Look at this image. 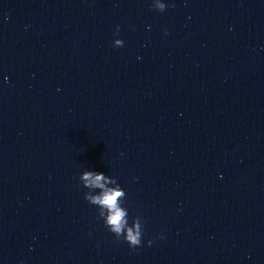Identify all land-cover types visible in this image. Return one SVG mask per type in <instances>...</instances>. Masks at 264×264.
Here are the masks:
<instances>
[{
    "label": "clouds",
    "instance_id": "1",
    "mask_svg": "<svg viewBox=\"0 0 264 264\" xmlns=\"http://www.w3.org/2000/svg\"><path fill=\"white\" fill-rule=\"evenodd\" d=\"M153 10L163 13L167 5L162 0H152ZM167 34V33H166ZM116 47H122L123 41L117 39ZM79 180L88 191L84 193V199L98 209V217L103 220L104 226L116 236L117 239L126 241L130 248H137L141 245L143 222L141 217L132 218L129 224L128 209L124 207L126 193L117 183L115 177L109 178L104 173L95 171H84ZM112 185V186H109ZM98 189V194H93ZM149 240L148 244L151 245Z\"/></svg>",
    "mask_w": 264,
    "mask_h": 264
}]
</instances>
